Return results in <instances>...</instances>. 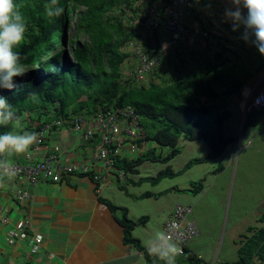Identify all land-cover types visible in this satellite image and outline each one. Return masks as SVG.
<instances>
[{
  "label": "trees",
  "instance_id": "1",
  "mask_svg": "<svg viewBox=\"0 0 264 264\" xmlns=\"http://www.w3.org/2000/svg\"><path fill=\"white\" fill-rule=\"evenodd\" d=\"M135 2L16 0L28 25L25 39L17 49L25 71L16 78L17 87L3 90L2 94L13 105L18 121L26 112L66 117L86 109L87 116H91L98 110L133 107L143 132L138 143L143 139L168 147L170 151L163 155L150 150L134 159L116 156L115 167L125 172L133 171L143 160L169 161L177 154L180 136L191 141L203 139L210 148L208 155L190 159L185 168L219 155L235 140L223 135V123L232 113L231 102L263 70L264 55L241 39L242 28L233 31L227 21L219 23V33H204L187 48L174 42L170 53L163 58L167 62L163 64L161 59L146 82L124 80L123 70L129 68L126 65L133 54L127 49V42L140 36L138 27L132 28L130 24L138 10ZM57 8L62 9L59 15H48ZM261 114L262 111L247 112L243 128L255 124ZM141 116L146 118L143 124ZM15 122L0 125V133L16 131ZM25 130L30 128L21 126L17 131ZM175 174L178 172L167 165L155 176L145 179L156 183ZM202 186V179L194 181L189 190L196 193ZM102 201L111 211L121 210L118 221L123 228L124 242L141 250L147 264H163L131 234L133 227L144 219L132 220L124 208L106 199ZM256 223L239 234L237 259L219 264H264V212ZM181 255L187 264L199 263L186 246ZM179 256L176 264L182 261Z\"/></svg>",
  "mask_w": 264,
  "mask_h": 264
},
{
  "label": "crops",
  "instance_id": "2",
  "mask_svg": "<svg viewBox=\"0 0 264 264\" xmlns=\"http://www.w3.org/2000/svg\"><path fill=\"white\" fill-rule=\"evenodd\" d=\"M196 3L197 10L190 14L191 22L205 34L219 33V23L228 21L225 10L232 7L229 0H199ZM231 111V116L223 123V135L232 136L235 140L227 144L219 155L185 168L190 159L209 154L210 148L206 145L208 147H205L203 155L188 156L181 164L173 166L171 162L181 153L177 144V154L162 163L163 166L158 170L150 168L157 161L143 160L133 171H126L124 178H117V174L111 170L107 173L102 163L94 158L98 137L88 142L83 141L71 131L68 122L61 128H51L42 145L31 146L28 152L31 159L36 161L54 154L61 165L85 164L89 171L86 174L64 173L59 182L40 179L34 186L27 185L24 178L8 177L0 180V207L3 211L0 214V264H147L145 254L123 240V228L118 221L122 215L121 210L111 211L102 199L124 208L132 220L144 219L131 231L132 236L144 248L143 241L156 230H162L163 223L171 215L175 204L191 206L193 218L200 230L197 239L201 240V249H194V239L186 247L199 259L198 264H219V223L215 219V211L220 204L223 213L226 202L228 201V207L232 203L234 192L231 186L228 194L215 197L217 200L212 204V196L215 195L211 190L217 185L219 187V180L215 184L217 178L225 181L226 188L228 182L232 185L239 169V159L244 158L248 149L255 148L256 140L264 143L263 114L255 124L241 129L242 105L239 97L232 100ZM42 117L38 113L31 118L25 116L21 121L23 128H30L35 132L42 123ZM228 122H231V127L226 130ZM191 144L188 146L193 154L198 143ZM137 145L135 155H131L124 147L117 158L134 159L150 150L154 154L163 155L170 151L168 147H160L143 139ZM26 154L0 153V158L26 163ZM167 165L178 174L163 177L156 183L145 179L155 176ZM193 166L198 170L192 171ZM144 168L147 169L146 172L140 170ZM95 175L102 178L96 179ZM199 178L202 179L203 186L193 193L189 190L191 183ZM18 190L27 191L30 199H17ZM144 193H148V196H143ZM262 213H254L255 222ZM3 216L6 217L5 222L2 221ZM20 220L29 223V234L41 235L42 240L36 252H31L27 241L7 243L8 231ZM240 232L237 233L238 236ZM206 245L211 253L204 257L203 249ZM228 246L230 248L224 252L220 261L237 259V247L233 239Z\"/></svg>",
  "mask_w": 264,
  "mask_h": 264
},
{
  "label": "built area",
  "instance_id": "3",
  "mask_svg": "<svg viewBox=\"0 0 264 264\" xmlns=\"http://www.w3.org/2000/svg\"><path fill=\"white\" fill-rule=\"evenodd\" d=\"M199 0H136L138 10L130 20L131 27H138L140 36L133 37L127 42V49L133 54L129 67L123 70L122 78H132L136 82L147 81L150 73L157 67L162 57L170 53L171 46L178 42L181 47L189 46L191 41L198 39L204 31L191 22L190 14L197 10ZM161 13V17H159ZM134 26V27H133ZM154 32L156 34L154 35ZM160 42L158 46L156 43ZM145 48V49H144ZM143 49L145 51H143ZM249 100L250 110L264 111V69L246 87L241 94L242 104ZM259 101V102H258ZM72 128L81 133L85 140H89L96 133L100 137V144L95 150L94 158L99 160L104 168L114 171L117 177L124 178L125 171L114 166V158L124 147L131 155L138 150L137 140L141 137L139 117L133 107L125 106L105 111H98L92 122L86 124L83 116L74 118ZM48 125L38 130V138L34 145L44 141ZM28 162L16 160L6 161L0 158V180L8 177L24 178L27 185H36L40 179L59 182L63 173L88 172L86 165H61L54 154H48L40 160L33 161L29 153L26 154ZM54 162V163H53ZM94 178H102L95 175ZM27 191L16 192V198L25 200L29 197ZM0 207V214H2ZM6 221V217H2ZM29 223L26 220L18 221L8 231L7 243L15 241H28L31 251L35 252L41 240L40 235L28 233ZM162 230L170 235L183 252V246L193 239L199 229L192 217L190 206L177 204L173 213L163 223Z\"/></svg>",
  "mask_w": 264,
  "mask_h": 264
},
{
  "label": "clouds",
  "instance_id": "4",
  "mask_svg": "<svg viewBox=\"0 0 264 264\" xmlns=\"http://www.w3.org/2000/svg\"><path fill=\"white\" fill-rule=\"evenodd\" d=\"M229 2L231 3L232 7L225 10V17L228 21H230L232 30L238 31L242 28L243 31L241 33V39H243L246 43H250L251 45H253L260 54L264 55V0H229ZM61 11L62 9L57 8L55 12L49 11L48 15H59ZM27 26V21L23 16L22 12L20 11L16 0H0V125H7L9 122H12L14 120L18 121V117L16 116V112L13 105L9 102L8 98L2 93L3 90L11 91L12 89L16 88L19 83L16 78L20 77L25 71V65L22 63L21 55L17 49L18 46H20L25 39ZM252 80H250L249 83ZM248 84L243 87V89L241 90V94L243 91H245ZM241 94L239 97V101L242 105L243 116V114L246 115L247 112L251 110L248 108L249 100H246L245 103L242 104ZM245 104L247 107L244 109ZM57 105L58 103H56L54 107H56ZM98 111H96L91 116H87L86 109L81 112L71 113L69 116L66 117H62L61 114L56 116L54 113H47L45 115L42 113L41 115L38 114V116H43V120L40 127L35 132L27 130L23 132H18L13 130L0 133V153H7L9 155L28 153L30 151L31 146L35 147L34 143L37 141L38 138V133L36 132H38V130H40L43 125H48V129L45 134L46 137L51 128H61V126H63L65 122H68L71 131L77 134L78 137H80L83 141L88 142L98 137V147L100 144V137L98 134L95 133L91 139L85 140L81 136V133L74 131L72 128L75 117L81 115L84 117L86 124H89L92 122L93 117L97 114ZM262 114L264 115V111H262ZM32 115L36 114L29 112L24 113L21 117V121L25 116L31 118ZM140 132L141 137L139 139L143 137L141 126ZM45 140L46 138H44V141ZM44 141L36 146L42 145ZM27 199H30V196ZM177 204H175V206ZM143 243L148 253L150 255L158 257V259L162 261L163 264H176V256L179 253L180 249L178 248L177 244L173 241L172 237L168 235L166 231L156 230L149 238L145 239Z\"/></svg>",
  "mask_w": 264,
  "mask_h": 264
},
{
  "label": "rangeland",
  "instance_id": "5",
  "mask_svg": "<svg viewBox=\"0 0 264 264\" xmlns=\"http://www.w3.org/2000/svg\"><path fill=\"white\" fill-rule=\"evenodd\" d=\"M73 18H74L73 20L75 21V17ZM70 34H73L72 30H70ZM163 58L164 57H162L161 59ZM161 61L163 64H165L167 62V59L166 60L163 59ZM168 68H170V65L167 67V69ZM137 90H139L138 87ZM141 121L143 124L146 121V118L141 116ZM14 125L18 130V128L22 126V122L17 121L14 123ZM230 125L231 122H228L225 125V129L227 130L228 128H230L231 127ZM240 133H242V130H240ZM194 142H197L198 145L194 149L192 154L190 153L188 145H192L191 143ZM184 143L187 144L184 148H182ZM178 145L180 147L181 153L180 155L176 156L175 159L171 162L173 166H178L186 158H188V156L203 155L205 152L204 151L205 147H208L206 146L207 144L203 139L190 141L183 138V136L179 137ZM239 162L240 165L238 167L239 169L237 171L235 182H232V185L231 182L230 183L228 182L229 186L227 185L226 188L224 184L225 181L223 179L217 178L215 184H217L219 180V187L217 185L216 188H213L211 190V193L215 195L212 196V198H214L212 204H214L215 201L217 200V198L215 197L225 195V193L228 194L231 191V186L234 192V196L230 206L228 207V201H227L226 207L223 209V213L221 212L220 204L218 207H216V211H215V215H216L215 219L219 223V262L224 252L230 248V246L228 245L231 244L232 239L235 243V246L236 247L238 246L239 236L237 235V233L243 231L249 225L254 226L257 224L255 222L256 216L254 213H256L257 211L264 212V143L260 142L259 140H256L255 148L248 149L247 152H245L244 154V158L239 159ZM241 165H242V169H240ZM162 166H163L162 163L155 162L151 164L150 168L153 170L154 167L155 170H158ZM140 170L144 172L147 171L146 168ZM191 170L195 171L198 170V168L193 166ZM144 172H142V174H144ZM199 173L200 172H198V174ZM198 180L201 179L199 178L196 179L195 181ZM199 236H200V230L199 233L193 238L194 239L193 247L196 251H198L199 248L201 249V240L197 239ZM204 243H206L205 240ZM203 250L205 252L204 257H206L207 254L211 253V249L209 248L208 245H206L205 249ZM180 256L182 255L180 254ZM183 258L184 257L182 256V261L180 264H187V261L183 260Z\"/></svg>",
  "mask_w": 264,
  "mask_h": 264
},
{
  "label": "water",
  "instance_id": "6",
  "mask_svg": "<svg viewBox=\"0 0 264 264\" xmlns=\"http://www.w3.org/2000/svg\"><path fill=\"white\" fill-rule=\"evenodd\" d=\"M246 104L244 105V109L247 107ZM244 120H245V114H243V116H242V124H243Z\"/></svg>",
  "mask_w": 264,
  "mask_h": 264
}]
</instances>
